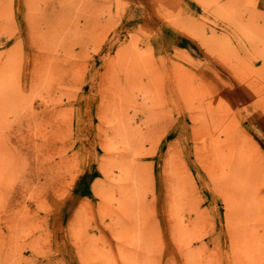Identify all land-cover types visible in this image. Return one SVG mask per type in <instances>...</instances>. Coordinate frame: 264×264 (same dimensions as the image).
Here are the masks:
<instances>
[{"label": "rangeland", "instance_id": "rangeland-1", "mask_svg": "<svg viewBox=\"0 0 264 264\" xmlns=\"http://www.w3.org/2000/svg\"><path fill=\"white\" fill-rule=\"evenodd\" d=\"M0 264H264V0H0Z\"/></svg>", "mask_w": 264, "mask_h": 264}]
</instances>
